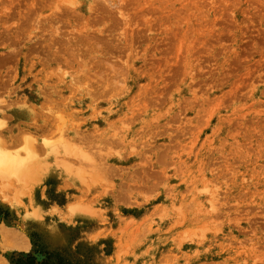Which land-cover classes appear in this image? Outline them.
<instances>
[{
    "label": "rangeland",
    "instance_id": "rangeland-1",
    "mask_svg": "<svg viewBox=\"0 0 264 264\" xmlns=\"http://www.w3.org/2000/svg\"><path fill=\"white\" fill-rule=\"evenodd\" d=\"M2 160L0 264H264V0H0Z\"/></svg>",
    "mask_w": 264,
    "mask_h": 264
},
{
    "label": "bare ground",
    "instance_id": "bare-ground-1",
    "mask_svg": "<svg viewBox=\"0 0 264 264\" xmlns=\"http://www.w3.org/2000/svg\"><path fill=\"white\" fill-rule=\"evenodd\" d=\"M8 157V156H7ZM11 159H12V157H11ZM11 163V162H10ZM0 165H4V161L2 160V163L0 162ZM15 165V164H14ZM0 167H2V166H0Z\"/></svg>",
    "mask_w": 264,
    "mask_h": 264
}]
</instances>
